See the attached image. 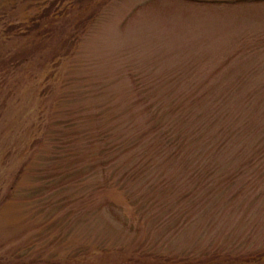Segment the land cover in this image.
<instances>
[{"label": "rangeland", "instance_id": "374dc122", "mask_svg": "<svg viewBox=\"0 0 264 264\" xmlns=\"http://www.w3.org/2000/svg\"><path fill=\"white\" fill-rule=\"evenodd\" d=\"M0 264H264V0H0Z\"/></svg>", "mask_w": 264, "mask_h": 264}]
</instances>
